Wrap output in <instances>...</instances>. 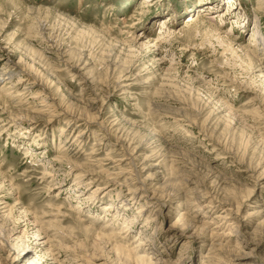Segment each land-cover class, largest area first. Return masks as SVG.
Returning a JSON list of instances; mask_svg holds the SVG:
<instances>
[{
	"label": "rangeland",
	"instance_id": "374dc122",
	"mask_svg": "<svg viewBox=\"0 0 264 264\" xmlns=\"http://www.w3.org/2000/svg\"><path fill=\"white\" fill-rule=\"evenodd\" d=\"M1 71L0 264H264V0H0Z\"/></svg>",
	"mask_w": 264,
	"mask_h": 264
},
{
	"label": "bare ground",
	"instance_id": "6f19581e",
	"mask_svg": "<svg viewBox=\"0 0 264 264\" xmlns=\"http://www.w3.org/2000/svg\"><path fill=\"white\" fill-rule=\"evenodd\" d=\"M199 7H201V9L199 10L200 12L202 11V9L203 8H205V6H207L208 4H205V3H202V2H200L199 4ZM209 5H211V4H209ZM208 5V7H212V5L211 6H209ZM214 7L216 6V4L215 5H213ZM208 7H206L207 9H209ZM213 16H215V15H213ZM215 18L216 17H210V20L207 22V25H206V27H207V29H208V33L210 34V35H212L213 37H215L216 38V40H217V42L219 43V44H221V46L222 45H225V47L227 48V49H229L230 51H233L234 52V50H233V47H232V45H230L229 43H227L226 41H224L223 40V37H221L220 36V34H219V31H220V29H219V26L217 25V22H213L212 20H215ZM256 19V18H255ZM197 21H199V19L197 18L196 19ZM196 20H193L192 18H190V17H188V21H187V30L186 31H183V30H179L178 32V34L179 35H183V36H185V35H187V33L189 34V35H192L191 34V32H193V29L192 28H190L189 26L191 25H189L188 24V22L189 23H194L195 24V21ZM201 20V19H200ZM203 21V20H202ZM201 21H199V23H200ZM257 23V22H256ZM203 25H204V22L202 23ZM163 26V25H162ZM205 26V25H204ZM257 26V25H256ZM160 28H162V27H160ZM162 30V29H161ZM165 30V29H164ZM255 30V29H254ZM132 31V29L130 28V30H129V33ZM133 32V31H132ZM165 32V31H164ZM195 33H198V31L197 30H195L194 31ZM160 33H162V31H159V34ZM173 33V32H172ZM131 34V33H130ZM207 34V33H206ZM254 35H255V42H257V40H256V38H258L257 37V34L258 33H256L255 31H254V33H253ZM259 36V35H258ZM131 38H133V40L134 41H136V42H141L145 37L143 36V33L141 32V31H134V33L133 34H131V36H130ZM188 38H190L189 36H188ZM255 44H257V43H255ZM261 45V44H260ZM257 46V45H256ZM183 49H181V48H179V50L178 51H182ZM245 50V49H244ZM243 50V51H244ZM247 50V49H246ZM245 52V51H244ZM246 53V55L245 56H247V55H250V56H253L254 54H255V52L253 51V50H251V51H246L245 52ZM257 53V52H256ZM235 54V53H234ZM248 58H250V57H248ZM48 67V66H47ZM16 69V68H15ZM10 71H4V73L1 71L0 72V77H2V76H5V75H7V77L8 78H10V77H12L13 75H15L16 74V72L15 71H13V72H11V73H9ZM6 73V74H5ZM13 73V74H12ZM18 74V73H17ZM11 75V76H10ZM31 86V85H30ZM124 87V86H123ZM11 88H13V87H11V86H9L8 87V89H11ZM24 90H27V89H23L22 91H21V93L23 94L24 93ZM123 91H126V90H123ZM29 92V91H28ZM30 95V97H29V99L28 100H33V99H36V98H39V97H41V96H44V95H37V94H35V95H33V94H29ZM3 100V99H2ZM69 107V106H68ZM50 108H56V109H58V106H52V107H50ZM16 115H18V119H21V117H22V119H25V120H27V119H29V120H35V119H37L38 117H30V116H26V114H25V116H23V113H18V112H16L15 113ZM65 115H67L66 113H64ZM76 114V113H75ZM75 114H71L70 113V115L69 116H74ZM77 119H80L81 120V122L82 121H85L86 123H88V122H93V121H95L96 120V117L95 116H93L92 115V112H90V111H87L85 108H80V111H79V113H77ZM30 117V118H29ZM17 118V117H16ZM14 124H16V123H14ZM81 124V123H80ZM80 124H78V126H80ZM81 126H83V125H81ZM102 126L103 125H100V127L102 128ZM80 132V131H79ZM79 132L77 133V135L74 137V139H73V141H72V143H70V144H68V145H65L63 148H66V151L67 150H69L70 149V147L71 146H73V145H75V144H77V146H78V144H80L81 142H79V138H80V134H79ZM61 134H63V133H61ZM98 142H101V140H99ZM72 144V145H71ZM100 145V143H98V146ZM127 150V149H126ZM70 159H68V161H67V159H66V162H68V163H70V161H69ZM71 164V163H70ZM46 172H48V171H46ZM80 177H78L77 179H80L81 178V175H79ZM136 177V176H135ZM77 179H76V183H74L73 185H75V184H80L79 183V181H77ZM80 180H83V179H80ZM90 184H93V182L91 183H88V185H90ZM166 184V183H165ZM170 184V183H169ZM169 184H168V186H169ZM107 185V184H106ZM172 185V184H171ZM167 185H165V187H166ZM193 187H196V186H193ZM192 187V188H193ZM187 189L188 190V192H190V191H192L193 189ZM108 189V187L107 186H103V187H99L98 188V190H107ZM171 192H174L173 190L171 191ZM177 193V192H176ZM127 195V194H126ZM82 196V195H81ZM80 195H77V197H81ZM120 196V198H124L125 197V194L124 193H122V194H120L119 195ZM5 196L1 193V195H0V199H2V198H4ZM88 200H92V195H90V196H87L86 197ZM141 200H142V198H140ZM191 201H193L192 199H191ZM111 208H112V205H108L107 206V208H105V211H109V210H111ZM210 208V207H209ZM196 210H201V208H199V209H196ZM142 212L143 211H139L138 212V214H142ZM250 215H246V217H249ZM203 217H204V215H203ZM202 217V218H203ZM226 216H224L223 218H225ZM221 220V219H220ZM223 220V219H222ZM151 222L152 223H155L156 222V219H154V220H151ZM189 227H191V222H189L188 224H186V228L188 229ZM202 231V230H201ZM61 233H63V232H61ZM254 233H256V232H254ZM36 235V234H35ZM70 235V234H69ZM233 242V240L232 239H229L228 240V244H231ZM226 247V250H228V251H231L232 249H229V247L230 246H225ZM239 255V254H238ZM237 255V256H238ZM234 256V255H233ZM236 256V255H235ZM77 258V257H76ZM209 261L207 260V262L206 263H204V264H211V263H208ZM84 263H86V262H84ZM214 263H218V264H223L224 262H222V261H219V262H217V261H215Z\"/></svg>",
	"mask_w": 264,
	"mask_h": 264
}]
</instances>
